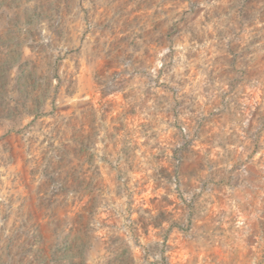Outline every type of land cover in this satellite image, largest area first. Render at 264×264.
Returning <instances> with one entry per match:
<instances>
[{"label": "rangeland", "instance_id": "rangeland-1", "mask_svg": "<svg viewBox=\"0 0 264 264\" xmlns=\"http://www.w3.org/2000/svg\"><path fill=\"white\" fill-rule=\"evenodd\" d=\"M61 1L0 0V127L7 134L33 130L48 114L39 100L49 103L59 94L50 31L65 10ZM215 4L223 6L216 11L217 31L230 39L227 50H239L232 44L247 38L239 46L251 52L242 63L251 70L253 100L238 106L230 92L216 97L205 90L196 122L175 118L144 128L151 136L141 139L138 164L131 155L122 163L102 156L108 168L101 171L99 165L87 169L83 154L46 156L40 169L43 177L53 176L50 193L74 202L61 210L69 219L55 250L19 264H264V102L257 99H264V0L190 6ZM179 112L176 101L172 113ZM22 115L34 119L21 127ZM6 222L0 219L1 230ZM1 235L9 251L15 239ZM31 239L19 258L44 245L32 234L23 246Z\"/></svg>", "mask_w": 264, "mask_h": 264}, {"label": "crops", "instance_id": "crops-1", "mask_svg": "<svg viewBox=\"0 0 264 264\" xmlns=\"http://www.w3.org/2000/svg\"><path fill=\"white\" fill-rule=\"evenodd\" d=\"M193 1H61L65 10L55 15L50 31L59 94L49 103L39 100L37 107L48 114L35 120L33 130L7 134L0 127V219L7 218L0 239L1 234L15 239L9 251L0 241V264L33 263L55 250L69 219L61 210H69L74 199L50 193L53 176L43 177L40 169L46 156L83 154L89 157L87 169L99 165L101 171L107 167L102 156L122 163L131 155L138 164L141 139L150 135L144 128L175 118L196 122L205 90L209 96L216 91V97L230 92L238 106L253 100L251 70L242 63L251 52L239 46L246 36L232 44L239 50H227L230 39L217 31L216 11L223 6L193 8ZM243 72L247 75L240 81ZM257 99L259 105L264 102ZM176 101L180 112L175 116ZM33 119L22 115L21 127ZM32 234L44 245L19 258L33 244L31 239L23 246Z\"/></svg>", "mask_w": 264, "mask_h": 264}]
</instances>
